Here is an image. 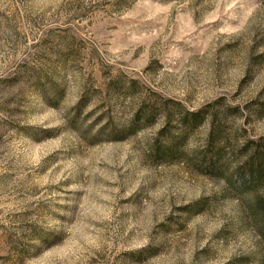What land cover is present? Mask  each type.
<instances>
[{"label":"rangeland","instance_id":"obj_1","mask_svg":"<svg viewBox=\"0 0 264 264\" xmlns=\"http://www.w3.org/2000/svg\"><path fill=\"white\" fill-rule=\"evenodd\" d=\"M258 156L261 0H0V264H264Z\"/></svg>","mask_w":264,"mask_h":264},{"label":"trees","instance_id":"obj_2","mask_svg":"<svg viewBox=\"0 0 264 264\" xmlns=\"http://www.w3.org/2000/svg\"><path fill=\"white\" fill-rule=\"evenodd\" d=\"M264 3V0H261ZM201 115L200 111L193 112L189 111L184 116H182L181 121L186 127H195L198 123L202 121L203 118H199ZM151 116L150 113L144 116L143 121H148ZM140 119V118H138ZM145 123V122H144ZM134 124L128 126L129 130H134ZM218 140L217 137H211L210 142L214 144V141ZM182 138L180 140L169 139V153H175L179 144H182ZM201 162L205 166L206 171L214 173L215 175H223V162L220 154L207 152L201 157ZM264 175V167L262 166V160L258 157H252L246 162V169L237 172V179L241 181L242 186L250 185L251 183L261 179Z\"/></svg>","mask_w":264,"mask_h":264}]
</instances>
